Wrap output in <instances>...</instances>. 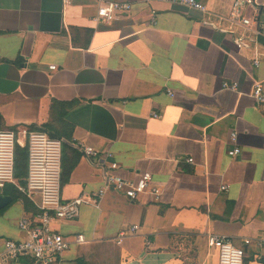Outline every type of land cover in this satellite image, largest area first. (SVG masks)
<instances>
[{"label":"crops","instance_id":"obj_1","mask_svg":"<svg viewBox=\"0 0 264 264\" xmlns=\"http://www.w3.org/2000/svg\"><path fill=\"white\" fill-rule=\"evenodd\" d=\"M108 1L131 9L97 19ZM198 1L206 10L179 0H0L1 129L14 130L21 146L29 130H44L65 140V163L79 155L64 199L104 185L76 141L111 151L125 178L151 172L162 190L156 201L137 202L109 189L77 218L55 220L64 235L85 237L58 264H218L211 233L247 249L246 264H264L243 242L264 237V102L251 95L256 82L264 89V34L231 22L234 0ZM54 100L76 103L62 116ZM10 184L24 185L16 178L1 190L11 200L0 207V250L8 238L27 237L19 221L38 209Z\"/></svg>","mask_w":264,"mask_h":264},{"label":"built area","instance_id":"obj_2","mask_svg":"<svg viewBox=\"0 0 264 264\" xmlns=\"http://www.w3.org/2000/svg\"><path fill=\"white\" fill-rule=\"evenodd\" d=\"M71 2L72 0H65ZM177 1V0H172ZM181 3L206 10V5L198 0H179ZM253 10V15L248 16L246 10ZM131 4L123 1H108L98 8L96 18L111 21L120 15L129 12ZM233 24L241 25L254 34H264V11L258 0H234L230 16ZM52 65V68H55ZM224 88L236 90L238 83L225 81ZM251 95L259 102H264V89L260 82L253 85ZM153 116H160L153 112ZM237 132L232 131L230 138L237 141ZM64 139L55 138L44 130H29L27 132V176L26 184L19 189L31 200L36 202L37 211L25 215L19 221V228L27 234L25 239L8 238L0 250V264H5L7 259H19L30 256L33 264H58L63 252L71 242L82 243L85 237L77 233L72 237L64 235L53 227L55 220H73L78 217L80 206L85 202H95L109 189H113L126 196L131 201H156L160 198L162 190L153 182L149 171L140 173L137 179H129L119 175L116 170L118 162L112 159L111 151H101L92 145L75 142L81 152L92 158L100 166L104 179L103 187L89 196H78L73 199L62 197V155ZM17 137L14 130H0V194L2 188L9 182L15 181V147ZM241 152L239 146L228 149L230 156ZM192 161V158H188ZM38 198V201H37ZM138 229L133 225L130 232ZM127 235L126 231L119 234L120 238ZM208 245L217 250L218 264H246L248 251L237 246L224 235L208 234ZM245 246H254L257 252L255 257L262 259L264 255V237H246Z\"/></svg>","mask_w":264,"mask_h":264},{"label":"trees","instance_id":"obj_3","mask_svg":"<svg viewBox=\"0 0 264 264\" xmlns=\"http://www.w3.org/2000/svg\"><path fill=\"white\" fill-rule=\"evenodd\" d=\"M264 7V6H263ZM261 7V11H264V8ZM76 101H68V102H61V101H57V100H54V104L56 106H60L62 105L64 107V110L62 112V116L65 115L66 111L68 108L72 107L73 105H75ZM2 116L0 115V129H1V126H2ZM46 126H48L47 124H45ZM43 125V126H45ZM35 129H45L43 127L41 128H36V127H33ZM52 136H54L53 133H51ZM66 143H65V140H64V144H63V155H62V183H65L69 180V177H70V174H71V171L73 170V168L75 167V165L77 164V159L79 157V155H75L74 159L72 160H69L68 163H65V159H66V156H65V152H64V149L66 148ZM27 146H21L17 143L16 147H15V178L18 179L19 183L20 184H26V176H27V156H28V153H27ZM74 152L76 153L77 150L74 149ZM11 186V190H12V194L16 197V196H19L21 194H23L19 188L14 185V184H10ZM4 208H0V213L2 212ZM246 251H248L246 249ZM249 260V257L246 259V261ZM261 261H264V257L261 259Z\"/></svg>","mask_w":264,"mask_h":264},{"label":"water","instance_id":"obj_4","mask_svg":"<svg viewBox=\"0 0 264 264\" xmlns=\"http://www.w3.org/2000/svg\"><path fill=\"white\" fill-rule=\"evenodd\" d=\"M11 200V196L7 194L0 195V207L5 206Z\"/></svg>","mask_w":264,"mask_h":264}]
</instances>
